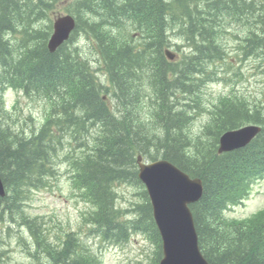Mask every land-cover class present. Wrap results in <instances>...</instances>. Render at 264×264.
Masks as SVG:
<instances>
[{
	"label": "trees",
	"instance_id": "obj_1",
	"mask_svg": "<svg viewBox=\"0 0 264 264\" xmlns=\"http://www.w3.org/2000/svg\"><path fill=\"white\" fill-rule=\"evenodd\" d=\"M61 1L0 0V86L10 81L47 106L38 134L10 139L0 97V172L10 193L0 198V223L15 216L29 221L34 264H102L83 250L76 234L66 237L64 247H43V222L30 220L21 208L25 193L53 174L48 164L57 150L79 133L85 136L80 128L98 126L87 154H71V168L74 187L90 204L86 223L103 241L125 243L140 233L155 246L153 264L162 256L152 206L138 178L142 154L202 180L203 196L191 210L210 264H264V208L246 219L225 212L264 180L262 96L235 89L214 90L209 102L201 96L209 84L229 78L228 41L236 43V56L254 61L264 74V0H69L64 10L76 17L77 27L51 53V15ZM173 40L186 47L178 62L164 53ZM243 75L236 71L238 79ZM204 115L199 130H191ZM247 124L262 127L257 138L244 149L219 154L221 135ZM122 183L136 186L141 196L130 211L119 209L114 185ZM126 213L134 218L126 220Z\"/></svg>",
	"mask_w": 264,
	"mask_h": 264
},
{
	"label": "rangeland",
	"instance_id": "obj_2",
	"mask_svg": "<svg viewBox=\"0 0 264 264\" xmlns=\"http://www.w3.org/2000/svg\"><path fill=\"white\" fill-rule=\"evenodd\" d=\"M67 2L61 1L58 3L55 9L57 11H54L51 17L55 18L60 14H64V6ZM227 48L231 57H233L231 61L235 68L241 67V73L244 74L243 78H237L235 68H228L230 70L228 71L229 78L227 82L209 84L202 90L201 96L203 100L205 99L206 102H209L212 99L214 90H220L225 94L231 89H235L239 94L246 95L247 92L252 97L261 98L262 96L260 100L264 102V74L261 72L263 68H260L254 61L244 62L239 65V62H236L237 57L234 55L236 43L233 41L227 42L225 49ZM6 103L7 107L10 108L11 115L14 118H18L13 123L21 120L24 127L28 130L42 125L47 112V106L43 102L27 99L21 94L9 91L6 94ZM205 120L206 115L196 118V121L191 126V130L197 132ZM93 131H95V128L90 129V132ZM69 142L67 141L65 144ZM117 189L121 198H124L123 207L124 205L128 206L129 203L132 204L135 201H139L140 197L137 194L139 192L137 188L122 185L117 186ZM24 207L32 218H43L46 223L45 227H50L54 236L63 237V235L69 232L79 233V236L88 246V251L101 255L103 264H153L155 247L143 235H135L130 243L123 246H104L96 236L89 234L84 219V215L88 212V206L81 202L79 198L72 195L64 167L60 169V174L49 183L46 189L31 192ZM263 207L264 181L262 180L254 183L245 203L228 211L227 216L245 218ZM19 218L13 217L8 223V232L3 231L1 233L0 249L5 251L3 259L6 264H28L31 262L24 253V250L30 244L26 242L21 246L24 256L18 244V240L22 236L27 237L24 229L16 226L18 225ZM1 228L0 226V230ZM51 246L52 244H45L43 247L51 248ZM29 257L35 261L33 254L29 255Z\"/></svg>",
	"mask_w": 264,
	"mask_h": 264
},
{
	"label": "water",
	"instance_id": "obj_3",
	"mask_svg": "<svg viewBox=\"0 0 264 264\" xmlns=\"http://www.w3.org/2000/svg\"><path fill=\"white\" fill-rule=\"evenodd\" d=\"M75 28L70 16L59 17L48 47L55 51ZM170 59L174 55L167 52ZM260 131L249 126L227 132L221 138L219 152H228L246 146ZM139 177L145 183L153 206L154 217L163 240L164 258L160 264H209L198 248L197 233L189 204L199 201L203 195V183L191 179L172 163L160 160L144 163L139 157ZM0 192L4 193L1 181Z\"/></svg>",
	"mask_w": 264,
	"mask_h": 264
},
{
	"label": "bare ground",
	"instance_id": "obj_4",
	"mask_svg": "<svg viewBox=\"0 0 264 264\" xmlns=\"http://www.w3.org/2000/svg\"><path fill=\"white\" fill-rule=\"evenodd\" d=\"M2 30V29H1ZM52 63V62H51ZM174 102V101H173Z\"/></svg>",
	"mask_w": 264,
	"mask_h": 264
}]
</instances>
